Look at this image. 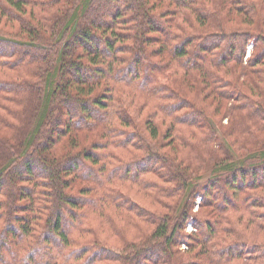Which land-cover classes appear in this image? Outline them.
<instances>
[{
  "label": "trees",
  "instance_id": "1",
  "mask_svg": "<svg viewBox=\"0 0 264 264\" xmlns=\"http://www.w3.org/2000/svg\"><path fill=\"white\" fill-rule=\"evenodd\" d=\"M3 2L2 16L17 20L26 38L0 32V222L5 223L0 264L43 263L8 247L9 236L14 240L31 234L32 221H39L42 210L48 211V233L58 238L61 264H94L99 259L120 264H243L248 255L247 264H264V240L249 248L240 230L242 223L245 230L255 229L256 208L264 205L263 0ZM227 8L231 20L225 19ZM254 22L258 32L246 27ZM160 35L165 39L151 55L169 58L145 63L150 55L145 46ZM150 72L155 76L149 77ZM188 79L202 85L191 83L193 92L185 95ZM78 84L87 88L78 91ZM215 93L219 104L221 99L231 103V116L235 110L246 112L226 140L216 136L207 117L213 105L207 98ZM158 118L167 124L163 135ZM97 123L101 131L79 146V130H94ZM72 132L77 143L53 152ZM176 138L187 149L166 151V142ZM212 143L229 159H221L200 186L198 170L205 153H212ZM85 170L93 192L91 196L90 187H82L87 193L78 198L66 189ZM115 179L128 182L123 191L113 188ZM241 185L250 192L229 201L225 191L238 192ZM216 189L224 190L223 205L219 219L213 215L212 220L202 208L210 207ZM92 202L102 216L110 206L109 220L121 219L132 228L125 247L108 245L118 233L111 226L104 241L94 238L68 249L72 230L95 231L83 222V213L72 217V210ZM66 221L71 224L65 226ZM189 223L191 232L185 231ZM38 238L33 251L42 259L54 240ZM57 262L52 257L45 264Z\"/></svg>",
  "mask_w": 264,
  "mask_h": 264
},
{
  "label": "rangeland",
  "instance_id": "2",
  "mask_svg": "<svg viewBox=\"0 0 264 264\" xmlns=\"http://www.w3.org/2000/svg\"><path fill=\"white\" fill-rule=\"evenodd\" d=\"M0 1L3 2V0H0ZM165 3L167 4L168 0H165ZM263 7H264V0H263ZM261 9L264 10V8H262V6H261ZM37 13H39V12H37ZM0 14H1V10H0ZM232 14L233 13L230 12L228 10V8L225 9V19L226 20L233 19ZM243 16H244L243 14H238V17H243ZM238 17H237V19L239 21H242ZM171 19H174V18L171 17ZM255 24H256V22H254V24H252V26L250 25V26H246V27L252 29L251 31L258 32V28L255 27ZM197 26H198V24H197ZM203 30H205V29H203ZM0 32L4 33L6 35H12L16 39L26 38V35H25L26 33L23 30H21L19 22L17 20H10L9 18H7V16H2V14L0 16ZM160 38L157 36H154L152 41L147 46H145L147 49V53H149L151 55V53L156 48H158L159 43H163L165 37L163 35H160ZM252 47H253V42L251 41V44L248 45L247 55L250 54ZM225 50L226 49H223L222 51H225ZM139 54H141V53L139 52ZM150 55L149 56L147 55L148 57L146 59L145 58L143 59V61L145 63H148L149 61H153V60L158 61V60H161L162 58H165V59L169 58L168 54L164 55V56H153V55H151V57H150ZM75 58H80V57L77 56ZM82 60L84 62H87L86 57H84ZM153 74H155V73H153ZM153 74L150 72L149 77H154L155 75H153ZM189 78L191 79V76ZM190 79L187 80L188 83L184 82V83L188 84V86L185 87V90H184L185 95H190L193 92V88L191 87V83H192V86H194L196 88H200V86L202 85V83L191 82ZM161 81L163 83H165V79H161ZM247 84L251 85V80H248ZM181 86H182V84H180V87ZM78 88H79L78 91L85 90L87 88V85L81 86L78 84L75 87V89H78ZM117 89H118V87H116V89H115V92L113 95L114 98H116L119 94L118 93L119 91H117ZM73 93L75 94L76 91H74ZM219 101H220V99L218 97V94H216V93L215 94H209V97L207 98V103L213 102V105L210 107L209 111L207 112L208 113L207 117H208V120L213 123L212 126L214 128L216 136H218L221 140H226V137L228 136L227 133H229L228 132L229 129L231 127H233V123L235 124V122H238V116L241 113L245 114L246 112H245V110H242V112L240 110H235L231 116L229 114L230 112L228 109L230 107L231 103L228 100H222L221 99V104H219ZM157 121H158V125L160 128L161 135H163L166 128H167V124H163L161 119H159V118L157 119ZM114 123H115V125L119 124L118 120H115ZM239 123H240V121H239ZM79 125L83 126V123L80 122ZM101 128H102L101 124L97 123L94 130L93 129H81V130H79L78 135L80 138L78 139V143H77V139L73 138L74 133L73 132L69 133L61 139V141L57 145L58 148L57 147H56V149L54 148L53 152L57 153L58 151L59 152L63 151L70 142H72V144L77 143L80 146L83 144L84 141L92 139L95 136V133L97 131H101ZM199 130L201 133H203L205 131V128L201 125ZM200 132L198 134H201ZM1 133L2 134L4 133L2 131V129H0V134ZM232 139H233L232 137H228V143L229 144H231L230 142H232ZM175 140L176 141L172 144H168V141L166 142L167 143V145L165 147L166 151L169 152L171 150V148H179L180 151L187 149V147L185 146V144L183 142H181L179 139L177 140V138ZM231 145H233V144H231ZM211 148H212V153H209V154L205 153L204 163H203V165H201L202 167L198 170L199 177H201V179L199 180V182L201 183L200 186H202V184L204 185V183H206V180L211 176L212 172L215 171L216 166L219 165L218 163L221 159H225V157H227L229 159V157L226 156V154L224 153V150H222L220 147L216 146V144L213 147V143H212ZM235 148L237 149V147H235ZM33 150L31 149L30 151H33ZM171 151L174 153L173 150H171ZM243 154H246V152H244ZM125 158H127V157H125ZM229 174L230 173L225 174L224 176L227 175L226 178H228ZM148 176L154 177L153 175H148ZM71 181H72L71 187L66 189V191L70 192L71 194H74L76 197H78V198L83 197L84 195H82V194L85 192L87 193V191L81 190L82 187L88 186V187H90L89 193L91 194V192H93V188H92L93 187V180L91 179V177H88V171L85 170L84 172L78 173V175H76L75 177L73 176L71 178ZM120 182L122 184H119ZM114 183H116L118 185L114 186L113 188L116 187L121 191H123L122 185L128 184L127 181H119L118 179H115L113 181V184ZM25 185H29V183H25ZM260 189H262V188H259V190ZM237 191L238 192H235L233 189H228L227 191H225V193L229 196V199H230L229 201L233 202L236 198L239 199L240 197H245L246 194H248L250 192V188L247 189L246 186L241 185V189L237 190ZM260 193L262 194V197L264 199V191L260 192ZM88 194L86 195V197L89 196ZM214 194L215 195L211 199L210 207H206L205 209L202 208V211L203 210L206 211V213L210 217H212V220H214L215 218L219 219L218 217H220V216H218V214H220V208H222L221 206L223 204L221 206L219 204L223 200L222 196L224 195V190L216 189ZM91 196H92V194H91ZM199 200H200V198L197 199V201H199ZM93 206H96V205L93 204V202H92L91 204L85 205L82 208H80L81 210L79 208L72 210V212H74L73 213L74 215L72 214V217L74 216V219H75L76 215H79V213H83L84 214L83 215V220H84L83 222H87L86 224L93 227L95 231H93L94 232L93 233L91 231L83 232L82 230L78 231L77 229H75V231H74L71 229L72 230L71 236H70V242L71 243L68 246V249H74L76 247L85 246L87 243H92L94 238H96L100 242L102 240L104 241V239L107 237V235H106L107 234V228L109 229L111 226L115 227L117 229L118 233H115L114 235H112V240H111L112 242L111 241L108 242V245L110 243L116 242V244L118 246L117 248H123V247H121L123 245L125 247V239H127V240L131 239L130 235H132V234H131L130 229H132V228L124 226V222L121 219L116 220V218H115V221H113V218H112V220H109L110 208H111L110 206L105 207L106 210H105L104 216H102V213H99L98 210ZM91 207H93V210H91L92 209ZM230 208H231V205H230ZM256 209H257V212L259 215H257L254 219L256 222L255 229L251 230L252 229V227H251L250 229L245 230L243 228L244 227L243 223L240 226L241 232H242V230L244 231V233L242 232V237H243L244 241H247V243H249V248H253L254 243H259V242H262L264 240V233H261V226L264 225V205L258 206V208H256ZM197 210H198V205L196 204L194 207V210H193V214ZM47 215H48V211H46V210L41 211V214H40L41 218H39V221L38 220L32 221L31 234H28V236L24 235V236L20 237L19 239L16 238L14 240H12L11 236H9L10 243L8 244V247L11 250L19 251L20 256L33 255V257H36L37 260L39 259V260L43 261V263L40 262V264H45L48 260H51L52 257H55V259L56 258L58 259L57 264H61L63 262L62 261L63 259L59 256L60 253L58 251L59 250L58 238L53 236L54 233L49 234L47 229H46ZM213 215L215 218L213 217ZM103 217H105V219ZM244 217H248V215L245 214ZM66 222L67 223L65 224V226H67V225L69 226L71 224V223H69V221H66ZM4 224L5 223L3 221L0 222V229L3 227ZM14 225L16 228V223H14ZM98 225H99V228H98ZM101 225H103V227L105 229L101 228ZM103 230H105V231H103ZM192 230H193V226L191 223H189L188 228L185 231L191 232ZM123 235L125 236V238L122 237ZM38 237H41V239H44L46 237V238H49L50 240H54V243H49L48 245H46V252L42 253V254H45V253L46 254H45V256H43L41 254L42 259L40 258V255L38 253L33 251L34 248H36L38 246V243L40 242V239ZM231 237L227 238V242L232 240L233 237L232 238ZM56 241H57V244H56ZM113 245H115V243H113ZM182 248H186V245L182 244ZM248 250H250V249H248ZM3 254H5L7 257L10 256L7 252H5ZM88 254H89V252H87L86 256ZM96 256H99V253H97ZM250 257L251 256L248 255L246 258L249 259ZM247 259L243 264L250 263V261H247ZM199 260L204 261V256H201L199 258ZM241 262H242L241 260L238 261L239 264H241ZM37 264H39V263H37ZM94 264H120V262H118L116 260H114V261H112V260L101 261L99 259V260H96Z\"/></svg>",
  "mask_w": 264,
  "mask_h": 264
}]
</instances>
